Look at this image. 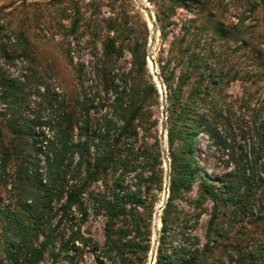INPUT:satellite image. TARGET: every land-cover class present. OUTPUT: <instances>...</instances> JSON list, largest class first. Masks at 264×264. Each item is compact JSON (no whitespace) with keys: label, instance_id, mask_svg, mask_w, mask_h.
Returning <instances> with one entry per match:
<instances>
[{"label":"rangeland","instance_id":"374dc122","mask_svg":"<svg viewBox=\"0 0 264 264\" xmlns=\"http://www.w3.org/2000/svg\"><path fill=\"white\" fill-rule=\"evenodd\" d=\"M138 1L141 0H83L81 12L84 13V20L80 24L79 32L71 35L69 29L72 19H66L63 13L69 5H54L49 0H0V27L4 34L9 36L11 27L21 25L22 29L28 30L35 37L32 39L35 55L28 59L23 58L16 67L11 66L10 75L21 73L27 77L31 75V69L35 78L44 77L63 99L85 100L100 93V98L97 99L99 102L95 103L99 105L94 116L103 118L112 117L109 110L112 101L111 94L105 96L101 93L104 83L99 71L107 69L109 79L112 80L111 92L126 87L127 93H130L140 86V97L134 106L139 112L135 121V133L126 141L132 145L136 158L132 162L134 172L125 174L124 181L121 182L122 171L118 168L109 169L105 178L89 189L91 192L97 187L94 192L100 191L107 199L114 194L121 197L124 192L135 196L138 202L133 206L135 218L125 215L115 221V239L127 233V237L122 240L124 244L127 243L123 254L110 252L106 238L107 220L102 215L96 216L88 194H84L82 201L87 219L81 227L83 243L76 242L70 253L74 260H66L65 252L61 253V245L68 240V234L57 241L58 259H52L46 253L38 264H150L156 233L160 229L161 237L162 216L171 196L172 169L167 196L164 150L160 138L163 101L158 82L148 68V54L152 39L156 43L153 50L154 60L165 87L168 141L171 107L159 60L166 56L174 36L184 38L187 44L193 38L195 46L187 48L188 45L183 42V49L213 62L214 73L209 83L202 81L203 69H200L184 89L185 99L201 102L203 106H200V116L208 119L213 131L211 135L204 126L200 127L194 148L196 163L205 178L216 184L220 192V187L231 174L230 179L238 186L243 184L238 198L243 199L248 206L246 213L219 206L216 230L223 237L219 239L214 257L223 259L228 264V246L238 245L249 252L264 245V221H257L258 217L264 216V187L257 178V170H254L255 181H252V192L249 196L245 186V179L250 175L245 156L252 150L256 135V130L250 129L249 121L255 118L258 109L255 102L248 105L247 99L248 93L261 88L264 91V68L256 64L259 61H253L247 45L227 34L231 26H237L240 39H247L259 47V43L264 42V0H179L174 7H171V0H146L158 23L159 35L154 28V39L146 14L137 6ZM256 5L255 13L249 12L251 6ZM203 7H207V11H202ZM209 13L218 23L211 26V29L217 31L216 39L205 37V21ZM110 24L117 26V34L110 32ZM161 27H165L168 34L165 40L161 37ZM117 35V47H121L123 54L103 67L106 64L103 44L107 38ZM143 56L146 58V71L141 70ZM221 68L225 71L223 80L219 83ZM180 72H177V76ZM126 80L127 85L124 84ZM126 103L130 105L131 102L127 99ZM49 113L46 111L45 115ZM2 124L0 118V159L3 158L1 147L9 146L13 140ZM168 151L172 161L169 142ZM260 159H264V155ZM118 182L122 187L129 188V191L122 192L117 189ZM8 186L0 183L1 196H6ZM201 190V184L197 181L191 191L183 194L184 199L175 203L179 210L184 211L186 219H191V227L186 232L196 235L204 244L213 205L211 202L203 203L207 212L198 222L195 215L199 210L194 211L190 206V203L193 207L198 206ZM164 195L165 205L160 211L161 214L158 212V216L155 210ZM74 214L73 217L76 216ZM137 225L139 232L136 231ZM134 243L139 247L131 248L129 244ZM159 244L160 238L158 247ZM4 247L5 242L0 235V264H7L3 256ZM145 247H148L147 252ZM158 247L154 264L157 262Z\"/></svg>","mask_w":264,"mask_h":264},{"label":"trees","instance_id":"16d2710c","mask_svg":"<svg viewBox=\"0 0 264 264\" xmlns=\"http://www.w3.org/2000/svg\"><path fill=\"white\" fill-rule=\"evenodd\" d=\"M49 1L54 5H69L63 11L64 17L72 19L69 33L77 34L84 20V13L81 12L83 0ZM171 1V7L179 3V0ZM257 6H251L249 12L255 13ZM201 10L207 11V7ZM214 18L210 13L206 15V38L217 37V31L211 29L213 23L218 25ZM11 28L7 36L0 27V118L4 128L13 137L9 146L1 147L3 158L0 159V183L10 186L5 197L0 195V235L5 242L3 256L7 264H38L46 253L52 259H58L57 241L70 234L61 245V253L65 252L66 260L73 261L74 257L70 253L76 242L83 243L81 227L87 219L82 201L84 194H88L96 216L102 215L107 220L106 238L110 252L115 251L121 255L127 244L122 240L127 237V233L115 239V221L125 215L135 218L133 206L138 202L134 195L124 192L129 191V188L122 187L120 182L116 183V188L124 192L121 197L114 194L107 199L100 191L94 192L97 187L91 192L89 189L101 182L109 169L118 168L122 171L121 182L125 174L134 172L132 162L136 158L132 145L126 141L135 133L139 112L134 106L140 97V86L137 85L136 90L130 93H127L126 87L111 92L112 80L109 79L107 69L99 71L104 83L101 93L105 96L111 94L109 110L112 117H95L99 105L95 103L99 102L97 99L100 93L91 99L77 98L73 101L61 98L44 77L35 78L31 69L32 77L22 76L21 73L10 75L11 66L16 67L23 58L35 55L33 34L22 29L21 25ZM229 29L228 36L247 45L253 61H259L256 64L264 68V42L256 47L253 42L239 38L237 26ZM111 31L118 33L115 24H110ZM161 37L164 40L168 38L165 27H161ZM118 38V35L109 37L103 44L106 62L103 67L123 54L121 47H117ZM193 41L192 38L187 44L184 38L174 36L166 56L159 60L161 74L169 91L171 116L168 142L173 159L171 196L162 216L156 264H225L223 259L214 257L219 239L223 237L216 230L219 206L243 213L248 208L243 199L238 198L243 184L238 186L230 179V174L220 187V192L216 184L205 178L194 158L200 127L204 126L211 135L213 131L208 119L200 116V106H203L201 102L185 99L184 89L200 69H203L202 81L209 83L214 69L213 62L194 52L189 53L188 49L181 46L184 42L187 48H192L195 46ZM219 56L220 53L217 58ZM146 66V58L143 56L141 70L146 71ZM178 71H181L179 76ZM224 71L221 68L219 83L223 80ZM127 83L126 80L124 84ZM151 88L156 92L153 85ZM127 99L130 105L126 103ZM253 102L258 109L255 118L249 121L250 129L256 130V135L252 150L245 156L250 174V178L248 176L245 179L248 196L252 192V181H255L254 170L258 171L257 178L264 187V159H260L264 155L262 88L248 93L247 104L252 105ZM46 111L50 112L47 116ZM197 181L202 188L198 206L193 207L190 203L194 211L199 210L195 215L197 222L207 212L203 203L211 202L213 205L204 244L196 235L186 232L191 227V219H186L184 211L179 210L175 203L183 200V194L191 191ZM257 221H264V216L258 217ZM139 230L137 225L136 231ZM129 245L131 248L139 247L136 243ZM227 249L228 264H264V245L249 252L238 245L228 246ZM144 250L147 252L148 247Z\"/></svg>","mask_w":264,"mask_h":264},{"label":"water","instance_id":"95a60500","mask_svg":"<svg viewBox=\"0 0 264 264\" xmlns=\"http://www.w3.org/2000/svg\"><path fill=\"white\" fill-rule=\"evenodd\" d=\"M137 6L146 14L148 21L152 22L153 27L157 30V33L159 35V30H158V23L157 19L154 15V12L152 10V7L146 2V0H141L140 2L138 1ZM148 58L152 60V69L155 71L154 75L156 76L158 82H160L159 85V90L162 95V101H163V109H162V121H161V142L164 150V146H166L167 150L163 151V160H165V171H166V181L169 182V184L166 186L167 190V196L169 195V186H170V181H171V169H172V161L169 156V151H168V141H166V131H167V106H166V94H165V87L163 83V79L161 75L157 71V64L156 61L153 59L152 55L148 54ZM153 75V73H151ZM169 156V157H168ZM159 216V215H158ZM160 238V229L156 233V241L154 243L153 249H152V257L150 258V264L155 263V258H156V251L158 247V239Z\"/></svg>","mask_w":264,"mask_h":264},{"label":"bare ground","instance_id":"6f19581e","mask_svg":"<svg viewBox=\"0 0 264 264\" xmlns=\"http://www.w3.org/2000/svg\"><path fill=\"white\" fill-rule=\"evenodd\" d=\"M149 26L152 28V31H153V39L155 38L154 37V35H155V33H154V27H153V25H152V22H150L149 21ZM150 42H151V45H150V48H149V55H152V57H153V59H154V56H153V50H154V47H156V43L154 42V41H152V39L150 40ZM148 68H149V70L151 71V73H153V75H154V73H155V71L152 69V60L151 59H149L148 58ZM154 77H155V80L158 82V80H157V78H156V76L154 75ZM158 84V86L160 85V82H158L157 83ZM167 147L166 146H164V151H166L167 149H166ZM164 164H165V160H164ZM165 184H166V186L168 185V182L166 181V179H165ZM167 195V194H166ZM166 195H164L163 196V198L159 201V203L157 204V207H156V210L155 211H157V213L159 212L160 214H161V210H163L162 208L164 207V205H165V200H166ZM156 213V212H155ZM158 213V215H160ZM157 224V223H156ZM158 226V225H157ZM161 226V225H160ZM155 230V229H154ZM157 232V231H156Z\"/></svg>","mask_w":264,"mask_h":264}]
</instances>
